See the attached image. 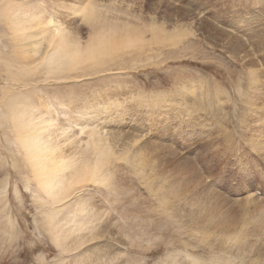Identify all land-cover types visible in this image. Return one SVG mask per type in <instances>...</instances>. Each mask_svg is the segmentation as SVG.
Instances as JSON below:
<instances>
[{
  "label": "rangeland",
  "instance_id": "1",
  "mask_svg": "<svg viewBox=\"0 0 264 264\" xmlns=\"http://www.w3.org/2000/svg\"><path fill=\"white\" fill-rule=\"evenodd\" d=\"M48 20L84 44L134 34L98 63L15 90L67 129L69 154L92 157L99 133L138 156L111 157L104 185L64 200L58 235L1 119L0 264H264V0H0V62L13 22ZM71 223L85 239L69 250Z\"/></svg>",
  "mask_w": 264,
  "mask_h": 264
},
{
  "label": "bare ground",
  "instance_id": "2",
  "mask_svg": "<svg viewBox=\"0 0 264 264\" xmlns=\"http://www.w3.org/2000/svg\"><path fill=\"white\" fill-rule=\"evenodd\" d=\"M15 23L16 22H13L10 25L11 40L9 41L11 43H9L10 45H6L11 47V53H8L9 55L2 60L3 62H0L1 64L8 63V67L5 69V75L9 76V78L5 79L9 81L8 88H5L4 91L2 90V96H5L6 100L3 103L5 110L2 111V105L0 107V111H2L0 112V120H3L4 125H10L9 127L13 135L15 151L22 156L23 162L30 167L29 169L35 181V186L39 192L43 194L42 200L44 204H42V206H48V211L45 213L44 217L46 221H48V228L52 231H58L59 235V226L70 223L66 221L63 225H58L57 222H60V220L56 222V217L58 216V212H60L58 207L64 205L66 202L64 200L68 199L77 188L83 189L89 184L104 185L110 176V173L105 170V165L111 160V157L121 160L126 159L128 156L129 161H132L133 158L138 156V151L131 152V147V153L128 152L129 148L116 150L115 147H111L105 139H102L99 133H96L97 140H92L100 141L102 145L96 148L92 157L82 151L70 152V155L65 149L67 145L65 142L69 140V138H67V129L63 128L64 126L58 128L54 127V123L56 122L53 123L52 120L40 117V115L37 116L32 109L34 106L28 104V102L24 100L27 96L25 95L26 97L23 98V94L20 92L18 93L15 90V86L17 87L20 85L23 87L25 83L28 84L27 81H31L33 75L36 73L51 74L52 76L64 78L72 69H77L78 67L84 68L91 65V63H98L99 56L104 58L106 53H113L118 48L126 47L127 43L131 42L130 35H133L134 32L130 31L126 33L124 37H114L116 39L119 38V42L117 43L114 41V38H111L113 34L104 35L105 33H97L94 34L95 37L93 39L85 41L86 43L84 44V42L82 43L79 39L74 38L68 33L64 26L63 28L60 26L57 27L58 24H54L51 20L43 24H35L31 21L27 22L25 25H18ZM152 29V34L156 32V35H162V33L166 32V37H163V40L178 39L181 37L180 35H182V33L177 35L175 31L170 33L164 28L158 29L156 26ZM125 37H128V39ZM142 38V35L134 36V39L138 41L143 40ZM116 46L117 48L115 49ZM1 57L0 59L3 58ZM90 59L94 61L88 63ZM11 70L15 71L12 72ZM27 77H30V79H27ZM24 87H26V85ZM26 90H24L25 93H27ZM20 94L21 96H18ZM27 99L30 100V96L29 98L27 97ZM40 106L42 108L44 107L39 104V107ZM87 109H85V111ZM81 110L83 109L81 108ZM40 112L41 111H39V113ZM79 113L81 114V116H79L82 117V113L85 112L80 111ZM80 129L83 130L82 126ZM13 155H11V157H14ZM130 155L134 156L131 157ZM11 157L9 155V158ZM4 158L8 161L6 156H4ZM10 162L12 163L13 160L10 159ZM25 180L29 186L30 181H28L27 178ZM68 219L70 221V218ZM52 225L54 227H52ZM80 227V225L71 223V227L68 226V230L65 229V234L62 236L74 237L71 239L72 241H70L71 246H63L65 249L68 248L71 250V247L74 249L80 247L84 243L83 239H85V237L82 234L73 235L72 233L77 231ZM226 260V262L220 260L222 262L219 264H231L230 260Z\"/></svg>",
  "mask_w": 264,
  "mask_h": 264
}]
</instances>
